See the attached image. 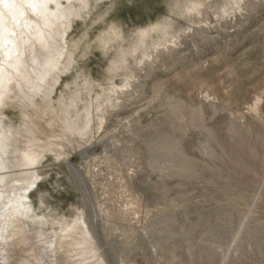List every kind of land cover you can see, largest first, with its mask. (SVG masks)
Masks as SVG:
<instances>
[{"label":"rangeland","instance_id":"obj_1","mask_svg":"<svg viewBox=\"0 0 264 264\" xmlns=\"http://www.w3.org/2000/svg\"><path fill=\"white\" fill-rule=\"evenodd\" d=\"M76 40L54 99L87 79L90 131L46 128L35 213L83 218L105 264H264V0L104 1Z\"/></svg>","mask_w":264,"mask_h":264},{"label":"bare ground","instance_id":"obj_2","mask_svg":"<svg viewBox=\"0 0 264 264\" xmlns=\"http://www.w3.org/2000/svg\"><path fill=\"white\" fill-rule=\"evenodd\" d=\"M104 1L111 0L0 3V264H105L92 249L83 218L67 221L37 215L28 196L41 176L37 166L50 151L46 128L51 133L58 128L60 134L51 137L60 140L90 131L91 103L82 111L77 108L80 93H91L90 82L74 81V86L62 87L66 94L60 92L56 99L54 94L76 63L80 41H66L72 24ZM115 30L110 26L99 36L102 48L120 38ZM153 31L163 33L165 27L145 31L140 40ZM78 53L84 57L86 50ZM98 99L96 95L94 101ZM95 108L99 110V105ZM6 109L19 111L18 125L7 118Z\"/></svg>","mask_w":264,"mask_h":264},{"label":"snow or ice","instance_id":"obj_3","mask_svg":"<svg viewBox=\"0 0 264 264\" xmlns=\"http://www.w3.org/2000/svg\"><path fill=\"white\" fill-rule=\"evenodd\" d=\"M7 0H0V3H6Z\"/></svg>","mask_w":264,"mask_h":264}]
</instances>
